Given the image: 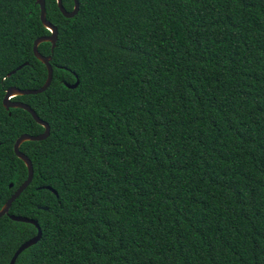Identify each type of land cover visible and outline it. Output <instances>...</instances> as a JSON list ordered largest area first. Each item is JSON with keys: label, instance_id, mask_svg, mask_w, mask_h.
Returning a JSON list of instances; mask_svg holds the SVG:
<instances>
[{"label": "trees", "instance_id": "1", "mask_svg": "<svg viewBox=\"0 0 264 264\" xmlns=\"http://www.w3.org/2000/svg\"><path fill=\"white\" fill-rule=\"evenodd\" d=\"M78 2L45 0L52 82L13 98L50 127L19 148L33 179L8 213L42 235L15 264H264V0ZM39 17L0 0V209L27 177L14 142L44 131L2 105L45 82ZM36 233L1 217L0 264Z\"/></svg>", "mask_w": 264, "mask_h": 264}, {"label": "water", "instance_id": "2", "mask_svg": "<svg viewBox=\"0 0 264 264\" xmlns=\"http://www.w3.org/2000/svg\"><path fill=\"white\" fill-rule=\"evenodd\" d=\"M36 3L40 9V17H39L40 22H41L42 26L46 30L49 31L50 34L48 36H42V37H38L37 39H35L33 42V46H32V52H33V56L35 57V59H37L42 65H44L46 67L47 76H46L44 84L38 89L21 90V89H18L16 87L8 88L5 91V94H4V97L2 100V105L6 111H8L9 109H21V110L26 111L38 125L43 127L44 131H43V133H41L39 135L22 134L14 142L13 152H14L15 156L24 163L26 170H27V177H26L25 181L14 191V193L11 195V197L1 207L0 218L7 215L11 221L33 225L35 227L37 233L34 237L23 242L17 248V250L14 252V254L11 257L9 264H15L19 255L23 251H25L26 249L37 244L40 241L41 235H42L41 229H40L39 224L36 220L28 219L26 217H21V216L10 215L8 213L13 202L30 185V183L33 179V167H32L31 161L29 160V158L26 155H24L22 152H20V150H19L20 146L25 142L44 141L48 138V136L50 134L49 125L46 122L39 119L37 117V115L35 114V112L27 104L22 103L20 101H13V98H16V97L37 95V94H41V93L45 92L48 89V87L50 86V84L52 82V78H53V70H52V67L50 65L51 55H49V56L41 55L38 51V47L42 43H49L51 45L50 50H51V54H52V52L55 48V45H56L58 32H57V28L55 26H53L51 23H49L46 19L45 0H36ZM56 4H57V7H58L60 13L66 19H71V18L75 17L78 13V10H79L78 0H73V8L69 12L66 11L64 9V7L62 6V0H56ZM26 65L27 64H24V66H26ZM21 68H22V66L18 67L16 70H20ZM14 72L15 71H12L9 75L13 74ZM75 78H76V76H75ZM78 83H79L78 79L76 78L75 83H73L71 85L65 83L64 85L68 89H75L78 86ZM9 187L11 188L12 184H10ZM45 188L48 191L52 192L57 197V193L53 189H51L50 187H45ZM37 208L41 209L43 211H48V208H44V207H37Z\"/></svg>", "mask_w": 264, "mask_h": 264}]
</instances>
